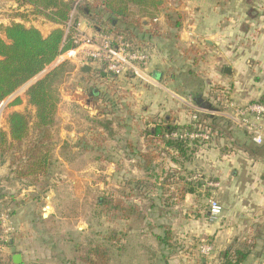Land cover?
<instances>
[{
    "label": "crops",
    "instance_id": "1",
    "mask_svg": "<svg viewBox=\"0 0 264 264\" xmlns=\"http://www.w3.org/2000/svg\"><path fill=\"white\" fill-rule=\"evenodd\" d=\"M163 1L152 19H141L139 29L128 27L136 46L151 56L141 79L131 72L115 78L97 63L84 73L78 58L64 54L77 72L64 85L70 90L76 84L77 92L62 91L56 121L64 117V129L58 136L54 127L51 164L65 165L66 179L78 191L99 181L98 190L107 191L114 210L151 212L155 228L172 229L179 241L187 238V264H223L226 253L237 252L245 256L242 264H264V144L254 143L231 120L229 106L264 102V0ZM31 12L16 0H0V25L23 24L44 37L58 28L49 23L51 31L42 32L30 21ZM94 29L102 34L105 23ZM34 84L26 86L12 113L29 110L35 117L26 96ZM193 115L207 122L220 119V135L183 151L168 147L159 133L188 128ZM142 154L152 158L151 166ZM79 163L84 168L73 170ZM187 181L194 192L184 188ZM54 197L47 204L52 207L48 218L56 211ZM210 199L223 208L216 221L210 220ZM18 208L16 236L5 253L10 264L15 255L26 262L35 237L34 219L24 218V203ZM167 235L163 231L158 239L164 242ZM203 242L214 248L208 259L200 253ZM164 256L155 258L161 263Z\"/></svg>",
    "mask_w": 264,
    "mask_h": 264
},
{
    "label": "rangeland",
    "instance_id": "2",
    "mask_svg": "<svg viewBox=\"0 0 264 264\" xmlns=\"http://www.w3.org/2000/svg\"><path fill=\"white\" fill-rule=\"evenodd\" d=\"M99 1L85 0L82 8L92 7ZM26 15L28 16V14ZM29 16H31L30 21L36 22L42 32L51 31L49 23L44 18L33 15V12ZM91 18L93 17L91 16ZM74 21L80 22L82 29L89 35H98L94 27L100 25V22L96 19H90L85 11L77 13ZM111 29L108 24H105V31L102 34L109 33ZM126 37L137 45V41L132 39L131 35ZM72 59L74 58L72 57ZM54 63L57 68L65 65L63 78L58 84L61 100L62 91L64 94V88L66 90L67 85L64 83L72 79L74 74L76 76L77 72L71 60L62 61L58 58ZM55 66H49L43 74L33 79L31 83H37L43 79L56 69ZM113 77L121 79V76ZM67 91L77 92L76 84H73L71 89L68 88ZM23 92L22 88L19 89L15 93L17 98L10 99L9 97L0 106V143L2 133H9L7 120L15 107L10 105L15 99L25 97ZM61 110L64 111V105ZM25 113L31 118L34 117L29 110H26ZM54 127L55 133L59 136L60 130L64 129V117L57 121L55 117V124L51 128V154L52 147L56 143L53 141ZM37 135V132L32 131L31 139H35ZM24 149L25 147L14 146L10 148L4 146L2 148L3 153L0 149V196L4 195L7 198L4 201V208L8 209L15 219L14 216L20 210L18 205L24 203L25 213H28L25 214L24 218L28 222L34 219V242L31 240V253L28 252V259L24 264H88L87 261L91 258V253L96 249L102 250L107 255V264H159L155 257L161 258L163 255H165L164 259H168L169 264H187L190 262L187 261L186 256L190 251L187 238H182L179 241L178 233L176 234L172 229L155 228L156 219L151 216V212L114 210L115 202L111 196L107 195V191L98 190L99 181H93L95 182V184L93 183L94 188L89 182H85L86 184L89 183L85 188L86 191H78L71 185L72 181L66 179L65 165L56 163L51 164L48 174L38 181L17 180L15 175V169L19 163L17 159ZM61 156H64V149L61 151ZM55 157H57L56 152H53V159ZM73 166V170H77V167L84 168L82 163ZM102 182L106 184V181ZM23 187L28 191H24L25 193L21 191ZM21 193L25 195L24 200L18 201V196ZM53 193L55 197L52 203L56 206V211L51 218L47 219L42 215L46 213L44 209L49 203L47 198ZM202 193V195H206L205 192ZM203 198L204 196H201V204L206 205L207 201ZM123 206H125L124 203L120 204L119 207ZM127 217L130 218L129 221ZM163 231L168 234L165 238L168 245L158 239V234ZM160 262L163 263V260Z\"/></svg>",
    "mask_w": 264,
    "mask_h": 264
},
{
    "label": "trees",
    "instance_id": "3",
    "mask_svg": "<svg viewBox=\"0 0 264 264\" xmlns=\"http://www.w3.org/2000/svg\"><path fill=\"white\" fill-rule=\"evenodd\" d=\"M16 1L30 6L33 15L44 18L48 23L58 26V28L44 37L34 27L28 28L19 23H12L9 26L0 25V106L20 88L44 72L59 56L74 47L70 37L67 38L65 35L64 26L70 20L75 0ZM163 6V0H100L92 7L82 8V6L79 12L85 11L90 19L108 24L112 28L109 31L111 33L130 36V27L139 29L143 17L147 16L152 19ZM122 25L124 27H119ZM64 66L54 69L27 90L28 103L36 110L35 117L31 118L28 114L17 112L8 116L9 133H2L0 149L3 153L4 146L25 147L17 159L19 163L15 169L16 179L19 181H38L45 177L50 169L51 128L55 124L60 103L58 84L63 78ZM24 88L22 90H25ZM20 104L21 100L16 99L10 106ZM219 120L216 117L210 119L211 122H207L206 119L200 120L203 128L210 132L212 138L216 137L215 132L218 133V136L220 135V131L217 129L220 127ZM192 128L193 125H190L184 129ZM184 129L164 128L159 135L168 147L180 151L195 143L207 144L200 140L181 142L165 138L167 134ZM32 131L38 134L33 140L31 139ZM141 157L148 166H151L152 158L149 155L142 154ZM192 186L193 184L187 181L184 188L187 192L192 193L195 190ZM164 243L168 245L167 240ZM90 256L88 264H107V255L100 249L93 251ZM244 260L245 256L239 252L236 254L226 253L223 264H242ZM159 264H169V261L165 258L163 263ZM199 264H203L202 260Z\"/></svg>",
    "mask_w": 264,
    "mask_h": 264
},
{
    "label": "built area",
    "instance_id": "4",
    "mask_svg": "<svg viewBox=\"0 0 264 264\" xmlns=\"http://www.w3.org/2000/svg\"><path fill=\"white\" fill-rule=\"evenodd\" d=\"M84 3L85 0H75L70 20L64 26L66 37H70L74 45L71 50L64 54L69 55L68 59L78 58L82 65L101 64L106 73L116 77H122L130 72L143 77V72L148 70L150 66V54L139 49L124 34L109 32L89 35L82 29L80 22L76 23L74 21L75 15L79 14V9ZM64 54L58 57L62 61L68 60L64 57ZM52 66H55V63ZM54 68H57V66ZM229 106L232 109L231 120L240 129L244 130L254 143L263 145L264 103H250L241 107L231 104ZM192 125V129L176 131L165 135V138L181 142L200 140L208 143L212 141L210 132L203 128L197 115H193ZM205 185L213 186L214 184L205 181ZM3 204L4 199L0 196V264H10L6 260L5 251L13 241L17 229L11 212L5 209ZM209 209L211 221H216L222 216L223 208L215 199H210ZM213 251L214 248L206 242H203L200 246V253L205 259H208Z\"/></svg>",
    "mask_w": 264,
    "mask_h": 264
},
{
    "label": "water",
    "instance_id": "5",
    "mask_svg": "<svg viewBox=\"0 0 264 264\" xmlns=\"http://www.w3.org/2000/svg\"><path fill=\"white\" fill-rule=\"evenodd\" d=\"M83 66H84V67L81 69V71L84 72V73H88L89 71L92 70V68H91L89 65H83ZM231 72H232V70H231V68H229V67H226L225 70H224V73L227 74V75H230ZM41 74H43V73H41ZM41 74H40V75H41ZM40 75H38L37 77H39ZM34 79H35V78H34ZM31 81H32V80H31ZM31 81L28 82V83H27L26 85H24L23 87L28 86V84L31 83ZM23 87H22V88H23ZM20 89H21V88H20ZM92 96H93V93H90V97H92ZM102 187H103V186H102ZM21 191H23V192L26 191V188L23 187V188L21 189ZM51 198H52V195H50V196L48 197V200L50 201ZM49 209H50V210H49ZM51 210H52L51 205H47V207L45 208V211H44V212H46V213H44V218H48V216H49ZM13 261H14L15 264H21V263H22L21 255H15V256L13 257Z\"/></svg>",
    "mask_w": 264,
    "mask_h": 264
}]
</instances>
